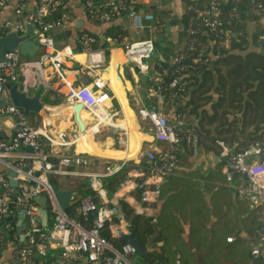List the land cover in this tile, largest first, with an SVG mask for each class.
Segmentation results:
<instances>
[{
    "label": "built area",
    "instance_id": "1",
    "mask_svg": "<svg viewBox=\"0 0 264 264\" xmlns=\"http://www.w3.org/2000/svg\"><path fill=\"white\" fill-rule=\"evenodd\" d=\"M12 0H0L3 7ZM132 0H85L84 13L99 23L113 21L118 15L125 14L135 32L151 28V21L155 20L152 12L137 10L128 3ZM62 0H37L33 5L30 0H16L13 5V19L5 20L0 26V34L15 31L25 34L26 25L33 27L36 44L41 49L37 64L51 65L60 76L61 83L67 88V102H80L84 109L95 117H101L105 111V101L109 94L102 90L103 80L95 76L92 86L88 84L75 86L65 75L63 68L66 59H72L74 52L70 45L58 47L53 38V31L63 29L72 20V16L64 8ZM257 9L264 13V1L257 5ZM264 17V14H263ZM222 12L218 3L211 1L203 11L201 23L209 32L221 31L223 23ZM258 40L264 42V26L258 35ZM97 39L94 35L81 31L79 43L81 50L88 56L86 67L88 70L100 68L102 56L94 60L93 48ZM155 48L153 37L130 40L123 44L124 55L135 66L140 74H147L157 86L155 89L160 94V75L153 72L152 63L147 59ZM20 65L19 51L5 52L4 60L0 61V94L9 84L16 82L18 67ZM163 73H166L163 70ZM175 77L169 82L170 87L178 83ZM162 96V95H161ZM163 97V96H162ZM0 113L11 114L15 117L14 133L10 139L0 136V159L17 152L20 147H32L28 155V162L7 163V168L16 173L18 184L13 187L8 178L0 174V264H29L27 257L35 249L39 254L47 252V248L54 247L59 250L57 264H137L136 248L129 242L114 245L101 234L107 224L110 237L117 238L127 233V224L118 215V209L107 199L108 191L105 179L118 173L125 162L107 163L102 172L87 171L89 188L93 194L83 196L77 207L81 220L70 217L58 204L49 182L53 174H66L74 165L90 166V160L82 155L61 153L50 156L43 151L41 136L51 147L69 146L73 141L82 136L75 133L72 140H68L64 132H59L51 137L47 132L40 131L27 122L24 110L14 104L0 108ZM143 120L150 122L153 140L165 142L167 145L156 152L154 147L142 153L146 167L141 166V158L135 160V177L139 178L136 185L142 189L141 201H150L159 195V183L166 179L175 168L178 153V136L175 127L168 121L164 113L154 108L139 109ZM120 147H126L127 137L120 133L116 137ZM220 146L219 156L224 159V175L227 185L232 193L245 200L249 209L262 208L263 225L257 232V242L250 248V263L264 264V150L258 145H252L244 151L230 152L223 141L218 140ZM54 157L55 160H49ZM22 180V181H20ZM128 178L119 182V187L124 188ZM23 182V183H20ZM152 196H149V193ZM14 195V197H12ZM44 195L48 198L52 213L50 229L45 230L39 221V211L34 198ZM14 202V205L11 204ZM90 212H95V217L90 226L85 221ZM16 215L24 219V236L18 245H14L10 258L3 260L5 247H3V222ZM116 220V221H115ZM6 226V225H5ZM7 227V226H6ZM231 241L232 237H227ZM151 264V263H144Z\"/></svg>",
    "mask_w": 264,
    "mask_h": 264
},
{
    "label": "crops",
    "instance_id": "2",
    "mask_svg": "<svg viewBox=\"0 0 264 264\" xmlns=\"http://www.w3.org/2000/svg\"><path fill=\"white\" fill-rule=\"evenodd\" d=\"M15 1L16 0H13L11 4L9 3L0 7V26L5 20L12 19L13 3H15ZM138 1L144 3L147 7H162V4L159 2L160 0ZM152 2L154 4H152ZM30 3L33 5L34 0H30ZM68 5L72 13V20L67 23L63 29H56L52 33L58 47L70 45L74 52V57L72 59H66L64 62L63 68L65 70V75L75 86L83 84L92 86L95 76H98L104 82L102 90L109 94V99L105 101V111L101 117H95L84 108L79 112L85 124V132L90 136L89 147L85 145L83 137L77 141H73L69 145V147H71L70 154L87 157L90 160V166L74 165L69 168L66 174L52 175L60 183V189H68L74 192L75 197L78 191L89 188V179L86 175L87 171L102 172L108 162H130L131 164H128V167H131L134 165L135 160L141 158L142 153L149 150L151 147H154L156 152L165 148L167 143L153 140L150 124L139 115V109H150L155 106V109L164 113L170 123L175 124L176 122L175 107H167L164 105L163 97L158 95L152 88L153 80L149 75L145 73V79H141L140 73L137 72L133 64L129 66L131 78L124 75L127 59L124 55L123 44L130 40H139L133 39L135 35L145 39L151 36L154 37L157 32H162V40L155 45L158 57L155 58L154 61L168 62L173 59L177 52L183 49L184 42L179 38L181 27L177 24H171L170 18L165 19L164 25L160 30H155L154 25L151 23V28H145L140 32H135L129 18L125 14L118 15L110 23H96L85 17L83 7L81 6V0H69ZM170 7L172 8V13L175 14L177 18L181 16L183 11L181 0H172ZM259 18L261 22L260 27L262 28L264 26L263 16L254 18L249 17L247 20L245 25L247 39L248 37L251 39L255 31L260 28L254 25L255 20ZM81 31H86L98 38L100 47L94 51L96 54L91 58L97 60L99 59L97 53L101 54L102 60L100 62V68L95 70L87 69L86 63L88 56L81 50L79 43V34ZM248 49L262 51L260 47L254 46L250 41L248 42ZM40 53L41 49L38 46L33 55L21 53L18 78L16 82L9 84L7 88L4 89L5 92L8 93L10 88L16 86L18 90L24 91L28 96L38 95L42 104L52 105L50 102L57 100V104L67 103V88L61 83L58 73L51 65L42 64V68H39L37 61ZM113 61L115 67H112ZM154 100H156V104ZM2 101L4 100L2 99ZM8 102L11 104L10 98H8ZM65 115L66 119L63 120L61 117H47L40 111H30L26 114V119L30 125L36 126L40 131L47 132L51 137H55L59 132H64L67 139L72 140L73 135L79 133L78 126L71 110L65 111ZM14 125L15 117L13 115L0 113V136L5 139H10L15 130ZM120 133L126 134V147H120L117 144L116 137ZM41 140L43 145L46 144L44 137L41 136ZM188 143L187 150L186 147L180 145L182 160L178 167L179 170L169 176L168 181L164 183L163 196L160 198L148 202H138L135 200L134 188L136 183L131 180V178H128L124 184V188L108 192L117 199L122 195L126 204L133 209L141 203L143 213L139 215H143V217H141L140 221L143 222L144 218H147L150 225L153 220L154 212L159 205V213L157 215L159 234L154 240L156 245L149 248V254L146 257H139L137 262L150 263L156 259L153 250L163 246V240L160 239L161 230L158 218L161 214V208L164 202H167V213L174 219H168L169 222H173L172 234L175 235L176 238L181 237L183 241V243L179 241L178 249L175 250L172 247L171 251H166L167 260L164 264H176L179 257H181L180 262L178 261L180 264H190L188 252L193 255L195 264H224L222 259L217 261L213 259L211 261L206 260V256L212 251L210 244L204 245L200 249L193 246L191 238L197 237L195 227H206L209 230L207 241L210 240V238L211 240L212 238L223 239L224 236L226 238L235 237V235L242 238L246 237L245 221L243 220V216L246 214L245 203L235 197L226 182H222L224 185L222 184L221 186L227 188V191H215L214 188H211L212 186H217L218 183L219 185L221 184L218 179L213 178V180H211L209 175L215 168V164L219 162V158L213 154V152H205L197 149L195 146L190 148L192 146ZM191 143L194 144L193 142ZM27 148L28 147H20L17 152L0 159V174H5L7 176V171L10 170L7 168V163L28 162V155L31 152H29ZM49 148L50 156H58L61 154L51 152V149L55 147L49 146ZM132 151H135V156L127 158V154ZM124 165L126 166L127 164ZM223 170L224 167L222 172H224ZM215 175L216 173L214 175L212 174L214 177ZM109 177L110 176L107 178ZM7 178L9 179L8 176ZM46 201L44 207H42L40 201L35 200V204L39 211V221L43 228L48 230L51 227L53 215L51 210L50 213L46 211L45 218H43L40 210H46V206L49 203L47 197ZM219 202H221L222 212L229 211V209H237L238 214H233L231 212L233 217L230 219L227 217L222 218L221 216L223 214L219 213L220 210L218 212L212 210L214 205ZM193 207L199 210L207 208L209 211H207L206 214L202 212L201 217L195 218L192 210ZM197 218L198 221H195ZM15 227V233L20 243L24 236V219L22 216H17ZM152 230L153 227L151 232ZM125 234L126 233H124V235ZM141 235V241L145 242L147 235ZM231 241L227 242L229 243ZM196 242L201 245L203 240H200V236H198ZM13 247L14 244L10 240L6 241L3 260L10 258ZM47 256V261L50 257L53 259L54 263L57 264L59 262L58 249L54 247L47 248ZM35 264H45L40 255L35 256Z\"/></svg>",
    "mask_w": 264,
    "mask_h": 264
},
{
    "label": "trees",
    "instance_id": "3",
    "mask_svg": "<svg viewBox=\"0 0 264 264\" xmlns=\"http://www.w3.org/2000/svg\"><path fill=\"white\" fill-rule=\"evenodd\" d=\"M62 1V9L64 8L72 15L68 5L69 0ZM84 1L81 0L82 7ZM171 1L162 0L163 3L168 4ZM211 1L218 3L223 18V23L220 27L221 31L215 33L209 32L201 23L202 13ZM263 1L181 0L183 11L178 18L172 13L170 6L166 7L163 5L161 8H156L155 6L147 7L138 0L129 1L128 5L133 6L137 10L152 12L155 18V30H160L163 27L166 18L171 19V24H177L181 27L179 38L184 42L183 49L177 52L173 59L168 62L154 61L152 64L153 72L162 78L159 86L164 105L175 107L176 122L173 125L179 140V150L175 161L176 166L169 176L179 170L178 167L182 160L180 145L186 147L187 150V143L189 142L192 146L190 147L189 145L190 148L195 146L199 150L213 152L219 158V162L215 164V168L209 175L211 180L213 178L218 179L221 184L219 185L218 183L217 186L215 185L211 188H214L215 191H227V188L221 186L226 180L224 172H222L224 159L219 156L221 148L217 141H223L228 150L233 153L244 151L255 144L264 150V42L258 40V35L262 28L260 27L255 31L250 39V42L254 46L260 47L262 51L248 49L249 39H247L245 34V25L249 17L263 16L264 13L257 9V5ZM36 2L37 0H34V3ZM85 17L91 20L86 14ZM91 21L99 23L96 20ZM96 39L97 41L93 46L94 49L100 47L99 40L97 37ZM20 55L22 54L20 53ZM163 70L166 73H163ZM175 77L179 79L178 83L175 87H170L169 82ZM152 88L155 90L157 86L153 84ZM50 103L55 105L58 100ZM154 103L156 104V100H154ZM153 107L154 109L156 108L155 106ZM148 123L150 124L149 121ZM33 127L36 126L33 125ZM49 149V145L46 142L43 145V151L49 153ZM49 160L54 161L55 158L49 157ZM125 164L127 165H123L121 171L105 179V186L108 192L122 189L119 187V182L123 178H133L136 182L139 181V178L135 177V165L128 167V164L131 163L126 162ZM140 164L146 167L142 157ZM215 173V177L212 176ZM4 176L7 178L5 174ZM169 176L159 183V195L157 198L163 196V185L168 181ZM49 182L52 185L61 186L52 175L49 176ZM87 194H93L90 188L78 191L74 199L67 202L65 212L70 217L81 220L82 217L78 213L77 207L79 199ZM134 196L135 200L141 201L142 189L137 185L134 188ZM149 196H152L151 192ZM235 197L246 205V214L243 216L246 237L242 238L235 235L229 243L226 241L225 236L223 239L212 238L211 240L210 238L207 241L209 230L202 226V228L195 227L197 237L191 238L193 246L200 249L204 245L210 244L212 247L211 253L206 256L207 261L222 259L224 264L250 263V256L248 257L250 248L257 242V232L263 225L262 208L259 206L249 209L245 200ZM119 199L125 213L130 215L134 209L126 204L122 195ZM11 204L14 205V202L11 201ZM192 210L195 218L201 217L202 212L206 214L209 211L207 208L199 210L194 207ZM212 210L215 212L220 210L219 213L223 214L222 218L227 217L230 219L233 214H238L237 209H229V211L222 212L221 202L215 204ZM46 211L50 213L49 203L46 206ZM17 216L8 218L5 223L3 222V247H5L6 241L9 240L14 245L19 244L15 233ZM94 217L95 212L88 214L85 221L87 227L92 224ZM141 217L143 215L135 216L132 222L135 227L134 235L140 240L141 234L147 235L152 229L148 219L144 218V221L141 222ZM168 219L174 220L167 213V202H164L158 218L161 230L160 239L163 240V246L153 250L156 259L151 261V264H164L167 260L166 251H171L172 247L175 250L178 249L179 241L183 243L181 237L176 238L172 234L173 222H169ZM195 221H198V218ZM101 234L114 245H120L127 241L125 235L117 238L110 237L107 224L101 230ZM198 236H200V240H203L201 245L196 242ZM238 246L240 247L239 254ZM232 250L234 252H231ZM36 254L43 258L45 264H56L50 257L47 261V252L39 254L35 249L27 257L29 264H35ZM238 255H241V258ZM180 258L177 259L176 264H180ZM188 258L190 264H195L193 255L190 252H188ZM137 264L144 263L137 262Z\"/></svg>",
    "mask_w": 264,
    "mask_h": 264
},
{
    "label": "water",
    "instance_id": "4",
    "mask_svg": "<svg viewBox=\"0 0 264 264\" xmlns=\"http://www.w3.org/2000/svg\"><path fill=\"white\" fill-rule=\"evenodd\" d=\"M66 26V25H65ZM26 32L25 34H18L15 31H9L3 35L0 34V61L4 60V53L5 52H13V51H19V53L22 54H29L33 55L37 49L36 44V37L34 36L33 27L30 24L26 25ZM163 38L162 32L155 33L153 40L155 43H158ZM158 57L156 47L152 50L151 55L148 57L149 62H153L155 58ZM131 61L127 60L125 63V69H124V75H126L128 78H131V75L129 74V66L131 65ZM112 67H115L114 61L112 62ZM141 79H145L144 74H140ZM4 95V96H3ZM8 98H10L11 103L21 107L26 114H28L30 111H40L47 117H61L63 120L66 119L65 111L70 110L73 112L74 120L77 123L78 131L83 136L84 139H86V134L84 133L86 131L85 124L82 121L79 112L83 108L82 104L80 102H67L63 104H57V105H49V104H42L39 96H28L24 91H20L17 89L16 86H13L10 88L8 93L3 90L0 94V108L3 106H8L10 103L8 102ZM2 99L4 101H2ZM27 150L29 152L33 151L32 147H28ZM71 147L69 146H57L55 148L51 149L52 153L59 154H70ZM7 176L9 177L10 184L13 187H16L18 184V180L15 179L17 176L16 173L12 170L7 171ZM55 198L60 205V207L65 210L67 206V201L72 200L74 198L75 193L68 190V189H60L57 185H52ZM108 201L115 206L118 209V215L122 218V220L127 224V233L125 234V237L127 239V242H129L131 245H133L136 248V257L134 258V261H137L139 257H146L149 254V248L156 245V242H154L155 238L159 234V229L157 225V215H158V209L159 205L157 207V210L154 212L153 220L151 221V225L153 227L152 232L147 235L146 241L143 242L139 240L135 235V227L132 225L133 219L135 216L142 214V204L139 203L133 212L130 215H127L123 209V205L119 201V199L113 197L111 193L107 194ZM34 200L40 201L42 207L46 204V197L44 195H39L34 198ZM42 212V217L45 218L46 210L40 209ZM22 216V215H20ZM255 263L258 264L257 260H255Z\"/></svg>",
    "mask_w": 264,
    "mask_h": 264
},
{
    "label": "rangeland",
    "instance_id": "5",
    "mask_svg": "<svg viewBox=\"0 0 264 264\" xmlns=\"http://www.w3.org/2000/svg\"><path fill=\"white\" fill-rule=\"evenodd\" d=\"M161 4H162V6L164 5V6H166V7H168V6H170V3L168 4V3H163L162 2V0H160L159 1ZM152 4H154L153 2H152ZM149 7V6H148ZM15 17V15L14 14H12V19ZM151 23L154 25L155 24V20H153V21H151ZM255 27H260L261 26V22H260V18L259 19H257V20H255ZM146 30H149V29H146ZM133 39H142V37L141 36H137V35H135L134 37H133ZM248 39H249V41H250V38L248 37ZM106 187V186H105ZM231 252H234V250H232ZM239 252H240V247L238 246V254H239ZM239 257L241 256V255H238ZM141 258V257H140ZM241 258V257H240ZM237 259H239V258H237Z\"/></svg>",
    "mask_w": 264,
    "mask_h": 264
},
{
    "label": "bare ground",
    "instance_id": "6",
    "mask_svg": "<svg viewBox=\"0 0 264 264\" xmlns=\"http://www.w3.org/2000/svg\"><path fill=\"white\" fill-rule=\"evenodd\" d=\"M71 110V109H70ZM85 134H86V139H84L83 138V140H84V142H85V145L87 146V147H89V139H90V136H89V134L88 133H86V132H84ZM83 137V136H82ZM81 137V138H82ZM80 138V139H81ZM135 156V151H132L131 153H129V154H127V158H131V157H134Z\"/></svg>",
    "mask_w": 264,
    "mask_h": 264
},
{
    "label": "flooded vegetation",
    "instance_id": "7",
    "mask_svg": "<svg viewBox=\"0 0 264 264\" xmlns=\"http://www.w3.org/2000/svg\"><path fill=\"white\" fill-rule=\"evenodd\" d=\"M140 240V239H139Z\"/></svg>",
    "mask_w": 264,
    "mask_h": 264
}]
</instances>
